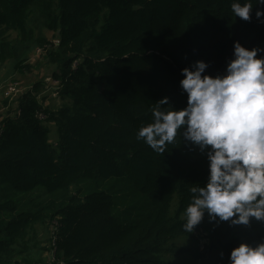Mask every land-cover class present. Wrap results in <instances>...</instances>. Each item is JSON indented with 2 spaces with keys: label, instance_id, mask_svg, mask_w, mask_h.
Masks as SVG:
<instances>
[{
  "label": "trees",
  "instance_id": "1",
  "mask_svg": "<svg viewBox=\"0 0 264 264\" xmlns=\"http://www.w3.org/2000/svg\"><path fill=\"white\" fill-rule=\"evenodd\" d=\"M231 3L0 0V70L47 66L61 101L47 102L42 80L2 101L10 109L0 129V264H169L173 251L229 264L241 242H264L255 219L232 225L205 213L186 232L190 188L208 180L206 152L179 135L163 154L136 138L158 100L187 105L184 67L202 59L216 75L235 41L264 49L255 15L264 5L252 0L246 21ZM36 223L55 224L49 260L31 256ZM180 236L192 243L173 245Z\"/></svg>",
  "mask_w": 264,
  "mask_h": 264
},
{
  "label": "clouds",
  "instance_id": "2",
  "mask_svg": "<svg viewBox=\"0 0 264 264\" xmlns=\"http://www.w3.org/2000/svg\"><path fill=\"white\" fill-rule=\"evenodd\" d=\"M255 4L264 5V0ZM252 0H232L235 17L251 20ZM264 23V8L255 12ZM264 51L234 42L233 58L224 72L206 73L208 62L184 67L180 80L187 105L175 108L169 97L152 107V121L140 127L137 140L163 154L177 136L206 152V185L190 188L183 228L192 233L205 213L210 221L249 225L264 222ZM170 106V107H169ZM229 264H264V242H241Z\"/></svg>",
  "mask_w": 264,
  "mask_h": 264
},
{
  "label": "rangeland",
  "instance_id": "3",
  "mask_svg": "<svg viewBox=\"0 0 264 264\" xmlns=\"http://www.w3.org/2000/svg\"><path fill=\"white\" fill-rule=\"evenodd\" d=\"M50 34V33H49ZM36 57L38 55L36 54ZM8 66L5 65L0 70V115L8 113L10 107L7 104H3L2 101L6 98H10V102L15 99L16 95L21 91L30 86L33 82L42 80L45 82V95H50L52 99L47 100L48 103L56 104L60 103V97L58 96L57 84L58 81L51 79V72L47 66L40 65V67L34 69L31 72H25L24 74H16L14 76L6 75ZM16 82V83H14ZM13 83V84H12ZM9 88V95L6 92ZM17 93V94H16ZM11 106H15L13 103ZM53 136L57 137V129L52 126ZM57 132V133H56ZM55 231V224L49 223V225H42L36 223L34 229H31L26 238L30 241L31 245V256L35 258H43L49 260V249L50 238L53 236ZM192 243L191 238L180 236L173 240L172 244L175 246H187ZM52 244V242H51ZM51 246V245H50ZM164 260L169 264H202L198 260L195 261L194 257L186 251H173L168 252L164 255ZM207 264H213L207 262Z\"/></svg>",
  "mask_w": 264,
  "mask_h": 264
},
{
  "label": "built area",
  "instance_id": "4",
  "mask_svg": "<svg viewBox=\"0 0 264 264\" xmlns=\"http://www.w3.org/2000/svg\"><path fill=\"white\" fill-rule=\"evenodd\" d=\"M14 83H16V82H14ZM12 84H13V83H12ZM16 84H17V83H16ZM16 94H17V93H16ZM6 95H7L8 97H11V95H12V94L9 95V88H8V90H7V92H6ZM53 253H54V250H52L51 252H49V256H52Z\"/></svg>",
  "mask_w": 264,
  "mask_h": 264
},
{
  "label": "crops",
  "instance_id": "5",
  "mask_svg": "<svg viewBox=\"0 0 264 264\" xmlns=\"http://www.w3.org/2000/svg\"><path fill=\"white\" fill-rule=\"evenodd\" d=\"M4 118V115H0V129H1V126H2V119Z\"/></svg>",
  "mask_w": 264,
  "mask_h": 264
}]
</instances>
